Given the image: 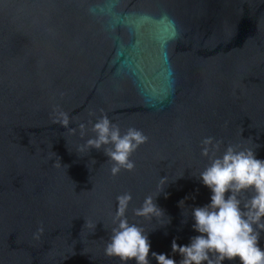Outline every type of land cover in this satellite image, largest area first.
I'll return each instance as SVG.
<instances>
[{
	"label": "water",
	"instance_id": "obj_1",
	"mask_svg": "<svg viewBox=\"0 0 264 264\" xmlns=\"http://www.w3.org/2000/svg\"><path fill=\"white\" fill-rule=\"evenodd\" d=\"M105 114L148 137L134 171L80 151ZM205 137L264 159V0H0V264H120L104 249L125 192L129 222L179 261L173 239L198 235L191 209L210 202ZM165 176V216L134 215Z\"/></svg>",
	"mask_w": 264,
	"mask_h": 264
},
{
	"label": "clouds",
	"instance_id": "obj_2",
	"mask_svg": "<svg viewBox=\"0 0 264 264\" xmlns=\"http://www.w3.org/2000/svg\"><path fill=\"white\" fill-rule=\"evenodd\" d=\"M75 134L71 128V118L63 111L55 113L53 121ZM94 136L81 145L80 151L101 150L112 161L110 173L118 176L122 170H135L132 154L148 137L139 129L130 127L122 133L119 125L108 116L102 115L93 123L89 121ZM83 138L87 133L84 123L78 125ZM222 141L214 137H205L202 141L201 154L210 159L209 164L197 176L201 183L210 190V202L204 206L191 209L194 220L193 236L188 244L181 245L173 239L174 256L151 250L148 233L135 223H130L127 210L133 199L130 192L117 196V206L111 236L104 252L109 258H117L120 264H151L150 255L158 264H224L225 261L239 260L240 264H264V248L260 246L261 233H264V159H259L256 148L228 145L221 155ZM183 176V175H182ZM180 176V177H182ZM167 176L161 177L158 194L146 196L142 205L134 210L138 217H161L164 211L158 207L156 198L164 192L169 184ZM251 195L244 201L241 194ZM194 199V197H192ZM187 199V197L185 198ZM184 208L185 200L179 202ZM171 219L168 218V223ZM41 227L36 238L43 233Z\"/></svg>",
	"mask_w": 264,
	"mask_h": 264
}]
</instances>
